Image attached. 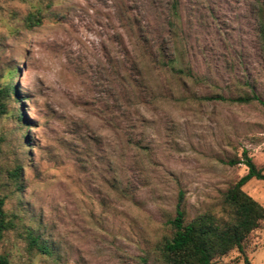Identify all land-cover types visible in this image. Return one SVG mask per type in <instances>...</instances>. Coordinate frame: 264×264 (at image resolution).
<instances>
[{"label": "rangeland", "instance_id": "374dc122", "mask_svg": "<svg viewBox=\"0 0 264 264\" xmlns=\"http://www.w3.org/2000/svg\"><path fill=\"white\" fill-rule=\"evenodd\" d=\"M259 1L0 0V88L22 101L0 116L10 264H164L180 194L187 219L222 217L248 172L233 162L246 152L264 174V105L206 99L264 101ZM244 190L264 206V180ZM244 250L264 264V225ZM213 264L245 263L235 250Z\"/></svg>", "mask_w": 264, "mask_h": 264}, {"label": "trees", "instance_id": "16d2710c", "mask_svg": "<svg viewBox=\"0 0 264 264\" xmlns=\"http://www.w3.org/2000/svg\"><path fill=\"white\" fill-rule=\"evenodd\" d=\"M261 10L264 11V0H260ZM173 15L177 18L178 8L174 2L171 7ZM41 10L30 12L25 18V26L31 29L42 24ZM173 30L177 27L173 26ZM162 51L159 52L160 64L165 65L171 72L183 73V69L175 65V57L167 58ZM17 68L11 72V78L18 76ZM14 99L17 104L22 101L18 97L16 87L12 81L0 88V116L8 113L9 101ZM209 100H220L249 104L257 102L264 105V101L254 92L228 99L216 95L206 97ZM22 120V117H20ZM244 163L248 169L246 175L232 184L223 195L224 216L219 217L212 212L199 214L187 219L183 206V195L180 194L176 206L175 217L170 221L171 233L163 238L158 245V256L164 264H213L216 259L226 256L232 251H239L245 264H251L245 254V244L251 234L264 225V206L253 199L244 186L251 180H264L262 170L258 169L253 159L244 153ZM19 168L17 172L19 173ZM16 176L19 177V174ZM15 228L14 221L5 210V200L0 198V243L7 232ZM30 246H36L40 251L47 252L40 246L36 238L31 237ZM0 264H10L7 253L0 254Z\"/></svg>", "mask_w": 264, "mask_h": 264}]
</instances>
